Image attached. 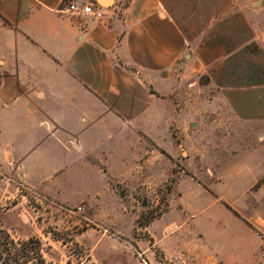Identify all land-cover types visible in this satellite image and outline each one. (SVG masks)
I'll return each mask as SVG.
<instances>
[{"label": "crops", "instance_id": "1", "mask_svg": "<svg viewBox=\"0 0 264 264\" xmlns=\"http://www.w3.org/2000/svg\"><path fill=\"white\" fill-rule=\"evenodd\" d=\"M88 2L101 20L66 11ZM180 67L264 118V0H0V153L30 185L104 182L126 164L116 149L103 162L108 147L162 134L150 101H168ZM248 246L230 264H260Z\"/></svg>", "mask_w": 264, "mask_h": 264}, {"label": "rangeland", "instance_id": "2", "mask_svg": "<svg viewBox=\"0 0 264 264\" xmlns=\"http://www.w3.org/2000/svg\"><path fill=\"white\" fill-rule=\"evenodd\" d=\"M181 71L168 101H150L162 134L153 142L131 129L108 147L103 162L116 149L126 164L107 181L30 185L3 146L0 229L39 238L49 264H230L247 244L262 261L264 118L244 119L206 75Z\"/></svg>", "mask_w": 264, "mask_h": 264}, {"label": "trees", "instance_id": "3", "mask_svg": "<svg viewBox=\"0 0 264 264\" xmlns=\"http://www.w3.org/2000/svg\"><path fill=\"white\" fill-rule=\"evenodd\" d=\"M0 264H49L39 238L13 239L0 229Z\"/></svg>", "mask_w": 264, "mask_h": 264}, {"label": "built area", "instance_id": "4", "mask_svg": "<svg viewBox=\"0 0 264 264\" xmlns=\"http://www.w3.org/2000/svg\"><path fill=\"white\" fill-rule=\"evenodd\" d=\"M66 11L73 15L89 17L95 20H101L104 17L102 7L93 2L82 4L70 3Z\"/></svg>", "mask_w": 264, "mask_h": 264}]
</instances>
